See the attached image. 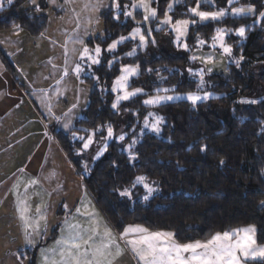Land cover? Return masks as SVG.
Returning <instances> with one entry per match:
<instances>
[{
  "label": "trees",
  "instance_id": "16d2710c",
  "mask_svg": "<svg viewBox=\"0 0 264 264\" xmlns=\"http://www.w3.org/2000/svg\"><path fill=\"white\" fill-rule=\"evenodd\" d=\"M25 1L13 0L11 5L6 3L0 9V31L22 28L33 37L43 35L49 18L33 14L34 8L25 9ZM129 1L120 0L121 8ZM241 1L255 3L257 13L226 22L233 30L244 26L246 36L230 38L236 58L229 61L226 72L207 73L203 88L200 79L186 71L190 66L196 69L197 65L196 60L190 59L191 51L197 47L194 33L189 39V50L185 51L174 49L173 38L166 29L157 31L155 27L151 33L155 44L149 42L144 49L138 46V40L129 39L114 52H108L109 44L122 35L128 36L137 24L123 15L119 20L114 19L111 6L102 12L104 37L86 43L90 49L101 47L100 63L90 71L85 68L88 75L80 77L93 88L87 106L69 132L54 127L52 134L106 219L119 233L129 225H140L149 231L172 232L178 243H189L252 225L257 230V242L264 245V203H261L264 201V100L242 103L244 98L264 91V21L255 23L259 13L264 12V0ZM167 2L158 3L159 16H163ZM194 5L195 0H188L177 6L171 14L173 20L186 17L188 8ZM40 6L45 7L42 3ZM134 15L135 20L143 19L141 11ZM152 23L157 25L155 20ZM212 25H205L202 32L207 39ZM133 48L135 54L126 55ZM241 56L243 60L237 67L234 61ZM124 65H139V75L130 87H140L144 92L121 103L117 110L112 107L116 94L111 89ZM92 74L99 80L92 79ZM160 87L177 92L200 88L213 92L214 96L195 106L188 100L159 105L156 109L165 117L162 132L159 135L143 132L134 147L137 159L130 161L126 151L131 136L123 142L113 139L108 150L88 165L85 173L82 163L86 158L77 155L82 142L74 140L71 132L86 136L84 129L109 124L116 130L125 118L126 132L134 127L139 131L140 122L150 109L143 101ZM100 135L103 133L96 138ZM205 145L206 150L202 151ZM137 176L148 177L157 189L147 201L143 199L146 190L142 185L132 189L131 199L119 194L130 188ZM57 231L58 227L53 232L55 236ZM42 245L26 247L19 253L30 251L34 264L35 254Z\"/></svg>",
  "mask_w": 264,
  "mask_h": 264
},
{
  "label": "crops",
  "instance_id": "0c3cea01",
  "mask_svg": "<svg viewBox=\"0 0 264 264\" xmlns=\"http://www.w3.org/2000/svg\"><path fill=\"white\" fill-rule=\"evenodd\" d=\"M4 3H7L6 0ZM37 3H42L45 7L40 6L41 11L34 10L33 14L49 18L43 35L33 37L22 28L0 31V192L5 193L0 200V211L11 207L12 211H8L9 219H13L14 225L23 223L15 190V186L19 184L21 199H27L30 208L29 216L39 219L36 213L39 208L46 217V220H40L39 223L42 228L47 224L48 228L44 230L49 232V237L57 227L61 234L67 236L68 224H78L86 230L95 221L101 234L105 228L110 229L124 249L123 255L115 264H139L121 238V233L106 219L52 134L54 127L65 133L73 128L93 90L72 72V62L77 57L71 50L82 46L69 42V37L81 38L85 44L89 39L103 38L101 14L111 6V0H71V3L56 0L55 4L50 0H37ZM97 3L104 6L95 11L92 6ZM85 5L89 7L86 8ZM23 7L35 9L36 5L31 0H26ZM66 42L67 58L70 61L69 74L57 85L56 81L63 76L62 68L66 59L63 46ZM198 51L193 53L197 57ZM209 51L206 52L212 54ZM223 60V63L214 61L221 64L220 72L227 70V62ZM53 65H56L55 69ZM57 87L61 89L60 94H57ZM22 111L29 116L28 125L23 124L27 119H16ZM68 121L71 122V128L65 129L63 124ZM25 168L26 171L29 170L31 178L34 176L39 181L28 186L26 193L28 182L23 184L18 180ZM7 182L9 186L5 187ZM2 200L6 201L4 206H1ZM64 205H67L65 212L59 214V207ZM77 209L80 211L77 212ZM3 222L0 218L2 226ZM58 237L60 239L61 235ZM56 247L52 242L39 253L50 255L47 250Z\"/></svg>",
  "mask_w": 264,
  "mask_h": 264
},
{
  "label": "snow or ice",
  "instance_id": "6c2138e0",
  "mask_svg": "<svg viewBox=\"0 0 264 264\" xmlns=\"http://www.w3.org/2000/svg\"><path fill=\"white\" fill-rule=\"evenodd\" d=\"M50 2L55 4L56 0H50ZM67 2L71 3V0H67ZM179 2L180 0H172V2L168 4L163 19L158 17L157 9L152 7L153 0H132L130 7L128 4H125L123 8H121L120 0H112L111 7L114 9L113 18L116 20H119L121 15L126 19L132 18L135 20L134 13L137 9H141L143 13V22L145 24H148L153 20L157 21L156 30L162 31L165 28L169 29L174 33V43L176 47L184 50H189L187 37L190 25H196L198 22L203 24L207 21H221L229 15H255V9L252 6L233 7L234 4L238 3V0H227V7L223 8H215V0H196L195 7L188 8L189 19H178L173 21V16L170 13L173 12L174 4ZM12 3L13 0H7L8 5H11ZM31 3L36 5L35 10L37 12L41 11L37 0H31ZM201 3H207L215 8V10H201ZM3 6L4 0H0V9H2ZM102 6L104 5L97 3L96 5H93L92 8L93 10L98 11ZM85 7L87 8L89 5H85ZM261 21H264V12L259 13V20L255 23ZM139 25L140 22H137V27H135L128 36L122 35L117 40H114L108 45L106 51L114 52L118 45L129 39L138 40V46L141 48L147 47L149 42L155 44L156 41L155 37L151 35L153 29L150 24L147 29L142 28ZM78 27L79 25H77V29ZM145 31H147V35H145ZM231 31L233 30L217 28L215 34L211 37V47L213 49L219 47L222 49V55L227 57H232L233 51L232 47L225 42V37ZM235 33L244 38L246 36V28L241 26L238 29H235ZM69 42L82 46L79 49L73 48L71 50L77 57L76 61L72 62V72L77 78H80L81 75L87 76L88 73L85 72V68L90 71L93 65H98L100 63L102 53L101 47L96 45L94 48L90 49L81 38L72 39L69 37ZM196 43L198 46L203 47L206 41L197 37ZM63 47L65 48L66 59L62 68L63 76L56 81L57 85H60L63 82V77H67L69 74L70 61L67 58V42ZM135 52L136 49L133 48L132 51L128 52L126 55L132 56ZM197 59H202V62L205 64H212L214 63L215 57L213 55L204 58L195 55L192 56V60ZM241 60H243V56H241L239 60L234 61L237 67H239ZM111 63L113 62L109 61V64ZM53 68L55 69L56 65H53ZM148 71L152 70L148 69ZM188 71L194 76L199 77L200 87H202L204 84L205 69H199L197 72H193L192 69H188ZM211 71V68L207 69L208 73ZM120 72L121 74L115 79L111 89L113 92L117 93L112 104L113 109L117 110L122 101H128L143 93V89L141 88L129 90L130 78L139 75V65H124L121 67ZM91 78L96 81L99 80V77H96L94 74H92ZM56 91L57 94H60L61 89L57 87ZM170 91H175V89L158 88L156 89V94L145 99L143 103L155 107L164 102L180 98L178 96L168 95ZM212 95L213 94L210 92H206L203 95L188 93L186 98L191 101L193 106H195L197 102L207 100L211 98ZM242 103L255 104L258 103V101L246 100L242 101ZM73 107H76V105H73ZM49 112H51L50 106ZM149 117L152 119L150 120ZM163 123L164 118L162 116H159L154 112H149L148 116H145L144 118L143 127L159 134ZM63 127L65 129H70L71 122H65ZM83 131L87 133L86 136L79 135L77 131L71 132L74 140L82 142L81 148L77 151L78 155L83 154L94 143H98L95 140L97 134L106 132V135L101 136V142L98 144L96 155L93 157L94 159H99L108 150V140L115 136L116 139L123 142L128 135L123 132L115 134L114 129L110 124L107 126L101 125L91 130L84 129ZM262 131H264V129H262ZM141 135H143L142 132ZM137 143L138 140L134 138L126 146L130 161L137 159V154L134 152V147ZM206 147L207 146L205 145L201 150H206ZM221 163H223V161H221ZM84 169L85 171L88 170L87 163L84 164ZM38 182L39 181L36 179L30 180L25 187V193L27 192L28 186L35 185ZM153 184L154 182L150 183L148 181V177L137 176L131 187L125 188L123 191H120L119 194L122 197H128L131 199L133 195L132 189L137 185H142L146 190L143 199L147 201L149 197L157 191V189L153 187ZM15 190L17 194V207L20 219L24 223L25 243L27 245H32L34 243L33 236L40 227L39 221L46 220V217L41 213L40 209L37 208L36 213L39 215V219L33 221L32 217L29 216L30 208L27 199H21L19 184L15 186ZM261 203H264V201ZM65 208H67V205H65ZM76 211L79 212L80 209H77ZM67 228L68 235H61V238L56 241L57 247L47 250L50 255H42L43 264H115V261L123 255L124 249L121 247L120 243H118L112 231L105 228L101 234L98 223L95 221L93 222V226L86 230L78 224H68ZM255 234V227L248 226L244 228H235L222 233H215L205 241L181 244L176 241L175 234L172 232H151L140 225H129L121 233V238L124 239L126 245L130 248L135 258H137L139 264H246L250 259L254 260L260 258L261 260H264V246H258ZM16 255L18 259H21V253L18 252Z\"/></svg>",
  "mask_w": 264,
  "mask_h": 264
},
{
  "label": "rangeland",
  "instance_id": "374dc122",
  "mask_svg": "<svg viewBox=\"0 0 264 264\" xmlns=\"http://www.w3.org/2000/svg\"><path fill=\"white\" fill-rule=\"evenodd\" d=\"M160 1L161 0H153L152 7H154V8L157 9L158 17L160 19H163L164 13L167 11V6H168L169 3L172 2V0H168L167 4H166V6H165V8L163 10L164 11V13L162 14L163 16H159L160 15V12H161V9H160L158 3ZM6 2H7V0H6ZM131 3H132V0H130L129 3H128L129 7L131 6ZM185 3H188V0H180L179 3L174 4L173 12L176 10L177 6H179L181 4H185ZM4 5H6V3H4ZM195 5H196V0H195ZM195 5L194 6H191V7H195ZM240 6H244V7L252 6L255 9V14L257 13V9H256L255 3H252V2H244V1L238 0V3H236V4L233 5V7H240ZM223 7H227V0H215V8H223ZM215 8H213L212 6H210L207 3H201V10H204V11H212V10H215ZM136 11H141L142 12L141 9H137ZM172 13H170V14H172ZM187 14H188V10H187ZM239 17H241V16H232V15H229V16L225 17L221 21H207V22H204L203 24H201V23L198 22L196 25H190L189 31H188V37H187V42H188L189 47H190L189 39L191 38V35L193 33L195 34L196 38L199 37V38L204 39L206 41V43H205V45L203 47L198 46L197 43H196V46L197 47H195V49L193 51H191V58L190 59L192 60V56L194 55L193 53L196 50H199L198 51L199 53L197 55L200 58H204V57H207L209 55H213L215 57V60L214 61L218 60L221 63H223V61H224L223 59H225V61L227 62V64L229 63V61L231 62L232 60H234L236 58V56H235V50H234V45L231 44L233 42L230 41V38L231 37L238 36V35H236L235 30L232 29L233 31H231L225 37L226 44H228V45H230L232 47V50H233L232 51V57H227V56L222 55V49H220L219 47H217L216 49H213L211 47V43H212L211 37L215 34V31H216L217 28L231 29L230 27L227 26L226 22H229L230 19L234 20V19L239 18ZM189 18H190V16L188 14L186 17H183V18H180V19H189ZM130 19L133 22L136 21V24H137V22H140V25L139 26H141L142 28L147 29V27L149 26V24L152 27V29L155 28V27L157 28V25L155 26V24H153L152 21H150L148 24H145L143 22V19L142 20H138V19L137 20H133L132 18H130ZM176 20H178V19H176ZM173 21H175V20H173ZM208 24H213V25H212L211 35L207 39L206 37H204L202 35V32L205 30V28H204L205 25H208ZM165 29L167 31V34H170L172 36V38H173V43L171 42L173 44V48L176 49V50H178V51L179 50L185 51L182 48H177L176 47V45L174 43V39H175L174 33H172L167 28H165ZM167 34H166V36H167ZM238 37H240V36H238ZM143 48L145 49L146 47H143ZM208 50H210L209 52L212 51V54L206 52ZM200 51H203V52H200ZM199 60L200 61L196 60L197 61L196 62L197 65H195L196 69H194V67H191V66L188 69H192L193 72H197L199 69H202L203 68V69H205V75L208 73L207 72V69L208 68H211L212 69V71L210 73H218V72L221 71V64L215 63V62L212 63V64H205V63L202 62V59H199ZM188 69H186V71H188ZM187 73H188V75H191L192 74L189 71ZM191 76L194 77L193 74ZM134 77H136V76H133V77L130 78L129 85H131ZM196 77H197V79H199L198 76H196ZM165 79H167V78H165ZM163 80H164V78L161 79V81H163ZM199 83H200V81H199ZM204 85L205 84H203V86L201 88H203ZM135 88H140V87H133V88L129 87V90H132V89H135ZM160 88H166V87H160ZM198 89H199L198 91H193V92L192 91L191 92L170 91L168 93V95L178 96L180 98L179 99H174L172 101L164 102L161 105H163L165 103L175 102V101H178V100H187L186 96H187L188 93H196V94H199V95H203L206 92H210V93L213 94L212 97L214 96V93L211 92V91L202 90V89H201L202 90L201 91L200 88H198ZM143 92H144V90H143ZM115 94L117 95V93H115ZM155 94L150 95V96H154ZM150 96L146 97L145 99H148ZM246 100H256L258 102L261 101V100H264V91L263 92H259V94L256 95V96H248V97L244 98V101H246ZM201 101H205V100H201ZM123 102H127V101H122L121 103H123ZM146 106H149V105H146ZM149 107H150V109L149 108L147 109L148 112L144 115V117L142 118V120L140 122V125H141L140 128L141 129L139 131H137L136 127H134V128H131L130 131L127 130V132H126V129H127V126H128V121L125 118V121L120 126H118V128L116 130H114V133L115 134H119L121 132L127 133L128 135L126 136V138L128 136H131L133 139L135 138V139L138 140L141 137V132L143 133L145 130L151 131V130L146 129V128L143 127V121H144L145 116H148V113L149 112H154L157 115L162 116L164 118V123L161 125V131L159 133V134H161L162 127L165 124L164 114L161 113L159 110L156 109L159 106H155V107L154 106H149ZM28 118H29L28 114H26V113H24L22 111V113L19 114V118H16V119L17 120L21 119V121H24V120L27 119V122L26 123H23V124L24 125L25 124L28 125V122H29L28 121ZM149 119L151 120L152 118L149 117ZM133 130H135V131H133ZM153 133H155V132H153ZM155 134H157V133H155ZM159 134H157V135H159ZM23 135H24V133H22V136ZM103 135H106V132H104ZM101 136L102 135L98 136L97 138L95 137V140L98 143H94L88 150H86L83 154L80 155V156H83V157L86 158V161H84L82 163L83 164V168H84V164L85 163H87L88 165H90L91 163H93L94 161L97 160V159H94L93 157L96 155V151H97L99 142H101ZM113 139L118 140L114 136L112 139H110V140L107 141L108 145H109L110 141H112ZM22 161L24 163L25 160L23 159ZM26 168H25V172L21 174V177L18 178V180L20 182H22L23 184L26 183V182H29L30 179H36L34 176L31 178V174L29 173V170L26 171L27 170ZM22 171H24V169H22ZM75 172L77 173L78 177L81 178L76 170H75ZM85 173H87V171H85ZM36 180H38V179H36ZM81 180L83 181L82 178H81ZM8 186H9V184L7 182L6 185H5V187H8ZM4 194H5L4 192H0V200L2 199V195H4ZM9 197L12 199V196H9ZM151 197H153V196H151ZM93 199H94V197H93ZM55 200H57V199H55ZM2 201H1V203H2ZM5 203H6V201L5 202L3 201V203H2L3 205H1V206H4ZM58 210L61 212V214L64 213L65 212V205L62 206V207H59ZM8 211H12L11 207H7L5 209H2V211H0V218L2 219V221L5 222V223L3 222L4 223L3 226L0 223V264H31L33 257L30 256V254H29L30 251H25L24 253L21 252L23 254L22 257H21V259H18L16 254L18 252H20V250H22V249H24L26 247H28V248H30V247L31 248L37 247L41 243H43V245L37 250V252L35 254L34 264H43V260H42V255L43 254L42 253H39V252L41 251V249L43 247L50 246L52 242H54L56 244V241L59 240L58 235H63V234H61V230H59V228H58V231L56 233V236L53 233L51 235V237H49L48 236L49 235V232L47 233L44 230V229L48 228L47 224H44L43 225V228L41 227L42 224H40L39 230L33 236L34 243L32 245H27L25 243V237H24V223L14 225L13 224V219H11V220L9 219ZM32 220L34 221L35 219L32 218ZM249 226H252V225H249ZM244 227H248V226H244ZM244 227H240V228H244ZM255 229H256V227H255ZM256 232H257V230H256ZM53 236H55V237H53ZM47 237L50 238V239H46ZM256 240H257V237H256ZM200 241H205V240H200ZM189 243H192V242H189ZM181 244H183V243H181ZM257 244H258V246H264V245H262V244H260L258 242H257ZM24 257H26V258H24ZM246 264H264V260H261L260 258H256L254 260H251L250 259V260H248L246 262Z\"/></svg>",
  "mask_w": 264,
  "mask_h": 264
}]
</instances>
